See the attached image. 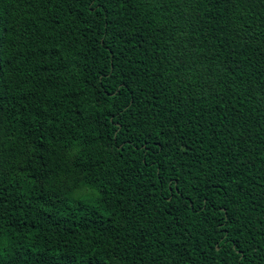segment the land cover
I'll use <instances>...</instances> for the list:
<instances>
[{"label":"trees","instance_id":"trees-1","mask_svg":"<svg viewBox=\"0 0 264 264\" xmlns=\"http://www.w3.org/2000/svg\"><path fill=\"white\" fill-rule=\"evenodd\" d=\"M0 264H264V0H0Z\"/></svg>","mask_w":264,"mask_h":264}]
</instances>
